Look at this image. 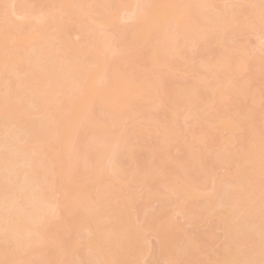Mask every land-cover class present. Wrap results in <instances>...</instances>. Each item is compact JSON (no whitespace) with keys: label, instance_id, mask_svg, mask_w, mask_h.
Instances as JSON below:
<instances>
[{"label":"bare ground","instance_id":"6f19581e","mask_svg":"<svg viewBox=\"0 0 264 264\" xmlns=\"http://www.w3.org/2000/svg\"><path fill=\"white\" fill-rule=\"evenodd\" d=\"M218 1L0 0V264H264V134L202 151L264 131V0Z\"/></svg>","mask_w":264,"mask_h":264},{"label":"rangeland","instance_id":"374dc122","mask_svg":"<svg viewBox=\"0 0 264 264\" xmlns=\"http://www.w3.org/2000/svg\"><path fill=\"white\" fill-rule=\"evenodd\" d=\"M227 2H228V0H220V1H218V4L227 3ZM77 39L79 40L80 38L78 37ZM240 39L241 40H244V39L247 40L251 44L249 46H251L252 48H258V45L261 44V42H259V40H258V38L256 36L244 35V36L240 37ZM193 55H194V57L196 59V62H199V57L201 56V51L195 50ZM245 73H248V72L246 71V72H244L241 75H236V76H234V78L236 77L237 78L236 80H241L240 79L241 76H243ZM8 76H10L13 79L15 77V73L12 71L11 73H9ZM259 89L261 91H264V84H260L259 85ZM199 113H200V115L202 117H203V113H204V115L206 114V112H203L201 110H200ZM138 117H139V114L136 112L135 109L129 110L127 113L123 114L122 120H120V121H118L116 123L115 130L117 131V133H122V131L126 133L128 131V127H122V125L125 124V123L132 122V121L136 120L138 123H140V125L142 127L146 126L148 129H152L153 130L152 134L148 136L149 139L151 141H153L154 140V136H155L154 124H157L156 119L154 118V116H150L146 120H140V119L138 120ZM230 117H232V115H230ZM152 125H153V128H152ZM261 126L264 128V124L263 123L261 124ZM144 127H143V129H144ZM262 131L263 130L261 129L260 132H258L256 134V133L247 131L245 129H237V130L234 131L235 140L231 143V142H227V140H226V137L228 135L227 129H220V134H217L213 138L208 137L207 139H205V141L202 143V151L206 155L207 158L211 157L212 154L218 148L223 147V146L225 148L231 150V151H235V150L239 149L240 141H242L243 144L246 145L250 140L258 138L260 134L263 135L264 131L263 132ZM201 132L208 134L209 130L207 128L206 129L203 128L201 130ZM184 134H188V132H185ZM187 136L188 135L184 136L183 139H186ZM128 141H129L130 147L134 151H135V149L136 150L138 149V146L133 143V139H132L131 136L129 137ZM231 151H230V153H231ZM228 170L230 171V169H228ZM225 172H226L225 169H217V171H216L217 175L216 176H218L220 174H223ZM259 178H264V176L260 175ZM230 181H232V180H230ZM209 186H210V184H207V187H209ZM146 188H147L146 185L142 184L141 189L144 190ZM246 189H248V187H246ZM181 195L182 194H180V196ZM125 200H126L127 205H130L132 203L133 204L137 203V201L135 199H133V198H129V199L124 198L122 200V202L125 201ZM148 204L154 210L157 209L158 206L161 205L160 202H158L156 199L150 200L148 202ZM193 206L194 207H199L200 206V200H197L196 205H193ZM231 216H235V214L233 213ZM177 218H178V220H183V219L180 218L179 215H177ZM237 219L238 218L235 217L229 222L232 223V224H235ZM209 224H210V222H208L206 220H199L198 224L197 223L193 224V223L183 222V226H184L183 228L187 232H189V230H191V229L194 230L196 232L197 236L202 238L204 236V234L207 232V230L209 229L208 228ZM90 231H89V229H86V228H80L79 234H80V236L83 239H80L78 241V243L76 244L75 248H74L73 260L75 262H79V261L83 260L88 255V253L86 251V246L88 245V237L91 235ZM213 233H214V237H212V239L209 241V245L207 247V253H208V256H209L207 264H215L213 262L215 260V257L218 256L217 254L220 251L219 247L223 243V241L225 240L224 227L222 225H220L218 228H214L213 229ZM145 235L149 238V241H151L150 244L155 241V238H153L150 230H146L145 231ZM151 245H153V244H151ZM147 256H145L146 257L145 259L149 260L150 257L148 258ZM145 259H144V261H145ZM179 264H181V263H179Z\"/></svg>","mask_w":264,"mask_h":264}]
</instances>
